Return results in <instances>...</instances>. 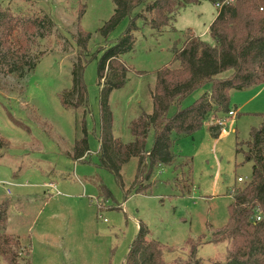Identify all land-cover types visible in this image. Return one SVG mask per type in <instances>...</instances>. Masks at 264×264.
<instances>
[{"label":"rangeland","instance_id":"rangeland-1","mask_svg":"<svg viewBox=\"0 0 264 264\" xmlns=\"http://www.w3.org/2000/svg\"><path fill=\"white\" fill-rule=\"evenodd\" d=\"M0 6L19 18L47 16L53 22L45 38L29 45L32 58L40 57L34 72L17 78L0 66V204L7 206V223L0 233L19 239L20 264H123L140 224L148 229V240L160 243L166 264H227L231 242L216 241L213 233L228 223L234 190L252 179V163L245 162L239 151H247L244 143L250 140L251 129L264 121V85L231 92V105L239 113L227 122L232 126L228 134L222 131L227 127L216 122L227 115L213 114L201 130L177 141L172 164L161 165L149 180H141L151 189L136 194L138 159L123 167L122 188L99 158L103 86L98 84V61L123 35L129 18L106 38L101 29L114 14L111 0H0ZM218 11L202 0L180 10L173 28L164 32L138 22L134 50L122 56L130 69L126 85L114 90L109 102L116 138L131 142V121L142 112H153L157 71L172 62L176 49L194 34L214 44L207 31ZM80 29L91 34L89 54H97L84 75L87 113L85 108L66 110L59 97L73 85ZM205 90L188 97L183 107ZM175 112L173 107L169 116ZM9 114L27 128L14 123ZM84 120L90 154L84 161H74L69 154L82 138ZM49 182L58 189L44 184ZM102 183L113 199L100 196ZM0 264L8 263L0 258Z\"/></svg>","mask_w":264,"mask_h":264},{"label":"trees","instance_id":"trees-1","mask_svg":"<svg viewBox=\"0 0 264 264\" xmlns=\"http://www.w3.org/2000/svg\"><path fill=\"white\" fill-rule=\"evenodd\" d=\"M111 1L115 6L114 14L101 33L107 38L123 20L129 18V24L117 43L105 49L98 61V84L103 86L100 94V164L123 188V167L131 159H138L133 189L136 194H144L151 187L142 186L141 180H149L161 165L172 164L176 158L173 149L180 138L201 130L213 114L227 115L236 111L237 108L231 105V92L249 91L264 85V0H207L214 5H223L208 31L214 44L192 36L175 50L172 62L157 71L152 114L143 112L130 123L133 140L129 143L113 134L114 118L109 102L113 91L126 85L130 69L122 56L134 50L138 22L143 21L157 32H164L173 28L180 10L202 0ZM52 26L53 22L47 16L19 18L0 6V66L5 74L22 78L35 71L40 57L32 58L29 45L35 39L45 38ZM90 40L91 34L80 29L76 39L78 56L72 72L73 85L59 95L66 110L85 108L86 113L89 110L84 75L87 65L97 59V54L88 52ZM202 88H207L205 93L193 104L183 107V102ZM173 107L176 112L169 116ZM9 118L27 128L10 114ZM216 131L214 136L218 139L220 132ZM151 132L154 140L148 149ZM244 145L247 151L239 152L244 154L245 162L252 163V179L244 187L234 190L233 202L228 206V223L215 231L213 237L216 241L231 242L227 264H264V121L258 128L251 129L250 140ZM89 154V131L84 120L82 138L76 140L69 157L84 161ZM189 174L191 178L192 165ZM98 188L103 200L114 198L103 183ZM258 216L262 218L260 221ZM6 223L7 206L1 204L0 228ZM148 233V229L140 224L123 264H166L160 243L148 241ZM19 247L18 238L0 233V258L8 264H20L16 251Z\"/></svg>","mask_w":264,"mask_h":264},{"label":"built area","instance_id":"built-area-1","mask_svg":"<svg viewBox=\"0 0 264 264\" xmlns=\"http://www.w3.org/2000/svg\"><path fill=\"white\" fill-rule=\"evenodd\" d=\"M222 4H216V7L217 8H219V10H221V8H222ZM231 118H230V117ZM236 117V111L235 110H232V111H230L229 112V114H227V116L226 117H224V118H221V120H217L216 122H217V124H219L221 127H227V129L226 128H224V129H222V131L227 135L228 133H227V130H231V124L229 125V126H227V122L229 121V122H231L232 121V118L233 117ZM233 121H234V118H233ZM226 130V131H225ZM238 181L239 182H241V183H243L244 182V180L242 179V178H239L238 179ZM5 184V183H4ZM6 185H13V184H10V183H6ZM49 186H52V185H49ZM262 218H261V216H258L257 217V220L258 221H260Z\"/></svg>","mask_w":264,"mask_h":264},{"label":"crops","instance_id":"crops-1","mask_svg":"<svg viewBox=\"0 0 264 264\" xmlns=\"http://www.w3.org/2000/svg\"><path fill=\"white\" fill-rule=\"evenodd\" d=\"M207 33H208V31H207ZM192 34H194V33H192ZM202 35H203V34H202ZM193 36H196V35L194 34ZM198 37H200V36H198ZM200 38H201V37H200ZM155 85H156V83H155ZM154 89H155V86H154V88L152 89V92L154 91ZM206 90H207V88H206ZM206 90H205V91H206ZM204 93H205V92H204ZM201 96H202V95H201ZM235 107H236V106H235ZM236 108H237V110H236L237 113H239V108H238V107H236ZM142 113H143V112H142ZM147 114H152V113H147ZM140 115H141V114H140ZM137 118H138V117H137ZM135 119H136V118H135ZM133 120H134V119H133ZM133 120H132V121H133ZM132 121H131V122H132ZM152 133H153V132H151L150 134H152ZM44 184L47 185L48 187H49V185H52V187H53L54 190L58 189V188H57V185H56L54 182H49V183H47V184H46V183H44ZM7 193L10 194V195L12 194V192L9 191V189L7 190ZM0 205H1V204H0ZM147 237H148V235H147ZM147 240H148V239H147ZM148 241H151V240H148ZM31 253H32V249H31Z\"/></svg>","mask_w":264,"mask_h":264}]
</instances>
